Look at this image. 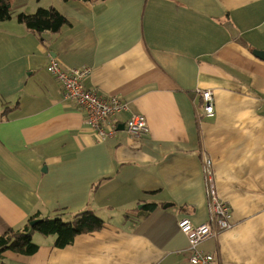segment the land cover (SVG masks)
Masks as SVG:
<instances>
[{"label":"crops","instance_id":"0c3cea01","mask_svg":"<svg viewBox=\"0 0 264 264\" xmlns=\"http://www.w3.org/2000/svg\"><path fill=\"white\" fill-rule=\"evenodd\" d=\"M17 2L0 23V235L36 213L89 209L105 224L65 248L36 234L38 252L8 251L7 264H189L185 216L212 224L199 248L217 264H264V0ZM40 7L71 25L38 36L17 21ZM51 59L90 69L85 88L122 98L148 134L132 137L123 113L103 123L117 126L111 139L83 127ZM209 173L229 230L216 225Z\"/></svg>","mask_w":264,"mask_h":264},{"label":"built area","instance_id":"2783aa9c","mask_svg":"<svg viewBox=\"0 0 264 264\" xmlns=\"http://www.w3.org/2000/svg\"><path fill=\"white\" fill-rule=\"evenodd\" d=\"M47 71L54 75L59 82L65 100L74 102L84 112L82 126L98 133L101 140L111 139L118 131L117 126L103 128L108 119L123 113L128 114L126 120L127 132L135 138H142L149 132L145 116L129 113L128 107L122 98L117 96H103L96 90L87 89L84 80L90 74V69L76 68L64 70L56 59H51ZM205 102V114L208 117L215 115L213 92H201ZM210 164V162H208ZM210 200L218 229L224 231L233 227L231 222L232 211L229 204L222 201L214 187L212 174L209 173ZM181 232L188 239L189 264H217L213 254L199 248V246L212 235L211 223L195 225L185 216L178 222Z\"/></svg>","mask_w":264,"mask_h":264},{"label":"trees","instance_id":"16d2710c","mask_svg":"<svg viewBox=\"0 0 264 264\" xmlns=\"http://www.w3.org/2000/svg\"><path fill=\"white\" fill-rule=\"evenodd\" d=\"M12 4L13 0H0V23L13 19ZM16 19L38 36L45 32L57 34L64 27L71 25L67 16L54 7H40L33 14L19 13L16 15ZM147 207V210L143 209L147 211L146 214L156 206L150 204ZM64 213L61 211L48 217H42L36 213L28 219L24 228H6L0 235V264H7L5 253L8 251L27 256L36 254L39 250V245L34 240L36 234L54 236V246L65 248L73 244L78 235L96 232L104 228V220L92 210L80 211L69 219H66L67 215Z\"/></svg>","mask_w":264,"mask_h":264},{"label":"water","instance_id":"95a60500","mask_svg":"<svg viewBox=\"0 0 264 264\" xmlns=\"http://www.w3.org/2000/svg\"><path fill=\"white\" fill-rule=\"evenodd\" d=\"M226 27L231 32V35H232L233 38H236V36H238L239 33H238L237 29L230 22L226 23ZM260 56L263 57L264 55H260Z\"/></svg>","mask_w":264,"mask_h":264},{"label":"rangeland","instance_id":"374dc122","mask_svg":"<svg viewBox=\"0 0 264 264\" xmlns=\"http://www.w3.org/2000/svg\"><path fill=\"white\" fill-rule=\"evenodd\" d=\"M26 2H27V0H18V2H17V7L19 8V7H21V6L26 5Z\"/></svg>","mask_w":264,"mask_h":264}]
</instances>
